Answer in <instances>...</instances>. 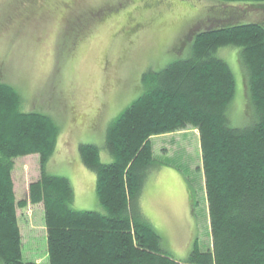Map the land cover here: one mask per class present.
<instances>
[{
	"label": "trees",
	"instance_id": "16d2710c",
	"mask_svg": "<svg viewBox=\"0 0 264 264\" xmlns=\"http://www.w3.org/2000/svg\"><path fill=\"white\" fill-rule=\"evenodd\" d=\"M220 1L264 8V0ZM57 6L43 5L42 13ZM60 11L67 30L92 28L78 15L64 22L66 11ZM191 47L189 57L144 72L141 96L109 121L104 149L110 163L101 162L96 145L79 144L81 163L96 175L97 210L73 209L69 179L47 171L60 134L56 121L22 110L17 89L0 81L1 264H35L22 260L17 221V209L28 204L43 208L49 264H264V22L204 27ZM225 47L240 48L255 111L249 126L233 127L226 115L235 79L217 56ZM187 127L199 135L212 247L200 250L195 242L178 261L161 248L140 203L146 180L166 166L153 157L151 138ZM32 154L39 156L40 176L29 183L27 198L17 200L14 160Z\"/></svg>",
	"mask_w": 264,
	"mask_h": 264
},
{
	"label": "rangeland",
	"instance_id": "374dc122",
	"mask_svg": "<svg viewBox=\"0 0 264 264\" xmlns=\"http://www.w3.org/2000/svg\"><path fill=\"white\" fill-rule=\"evenodd\" d=\"M43 5H58V10L44 15ZM60 10L66 15L86 12L92 28L67 30ZM226 17L231 22L224 23ZM249 21L264 22V8L220 0H0V81L17 89L22 110L45 113L58 124L47 171L69 179L73 209L99 206L96 175L81 163L79 144L96 145L101 162L110 163L104 149L106 127L141 96L142 74L189 57L194 33L204 27ZM239 55V47L217 51L235 79L226 115L237 128L255 119ZM151 146L153 157L166 167L146 180L140 204L161 237V248L183 261L195 242L200 250L212 247L198 131L187 127L154 135ZM39 161L37 154L14 160L11 177L19 200L40 176ZM21 212L23 262L49 264L41 206Z\"/></svg>",
	"mask_w": 264,
	"mask_h": 264
},
{
	"label": "crops",
	"instance_id": "0c3cea01",
	"mask_svg": "<svg viewBox=\"0 0 264 264\" xmlns=\"http://www.w3.org/2000/svg\"><path fill=\"white\" fill-rule=\"evenodd\" d=\"M164 167H166V166H164ZM157 175L155 174V176H150V178H155ZM145 187H146V185H145ZM145 187H144V190H145ZM143 190V191H144ZM191 191V190H190ZM24 195L26 194V192L25 193H23ZM15 197H16V199L17 200H19L20 198L19 197H17L16 196V194H15ZM23 198H27V196L25 197V196H23ZM22 198V199H23ZM37 205V204H36ZM29 206H32V205H30V204H28L26 207H24V209H17V221H18V226H19V232L21 233V241H22V231H21V228H20V221H19V216L21 215V214H23L22 212L21 213H18V210H22L23 212H24V210H25V208H28ZM37 206H39V204L37 205ZM41 206V205H40ZM99 208V206L97 207V208H95L96 210ZM41 209H42V211H43V208H42V206H41ZM146 208L143 206V214L145 215V216H147L146 215V210H145ZM207 212H208V207H207ZM208 217H209V212H208ZM147 218H148V220H150V217L149 216H147Z\"/></svg>",
	"mask_w": 264,
	"mask_h": 264
},
{
	"label": "flooded vegetation",
	"instance_id": "af4514ba",
	"mask_svg": "<svg viewBox=\"0 0 264 264\" xmlns=\"http://www.w3.org/2000/svg\"><path fill=\"white\" fill-rule=\"evenodd\" d=\"M65 7H67V5L65 4ZM77 15H78V17L79 18H82V17H84V18H89V19H91L92 20V18H90V15L89 14H87L86 12H82V13H69V14H65L63 17H65V21L64 22H67L66 20H68V18H70V20H71V18H76L77 17ZM86 18V19H87ZM64 20V19H63ZM79 20V19H78ZM81 20V19H80ZM87 21V20H86ZM88 23H89V21H88ZM79 24V23H78ZM83 25H85V24H83ZM78 26V25H77ZM82 25H80L79 27H81Z\"/></svg>",
	"mask_w": 264,
	"mask_h": 264
}]
</instances>
